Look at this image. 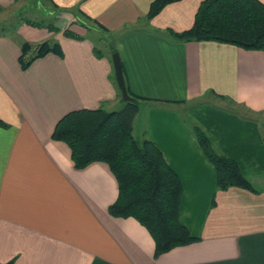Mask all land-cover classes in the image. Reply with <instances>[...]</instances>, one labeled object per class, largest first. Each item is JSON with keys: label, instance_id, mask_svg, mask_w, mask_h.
I'll list each match as a JSON object with an SVG mask.
<instances>
[{"label": "crops", "instance_id": "obj_1", "mask_svg": "<svg viewBox=\"0 0 264 264\" xmlns=\"http://www.w3.org/2000/svg\"><path fill=\"white\" fill-rule=\"evenodd\" d=\"M153 1L47 0L54 29L26 18L14 33L0 27L8 124L0 126V264H264V50L176 41L167 30L190 29L203 0L170 3L147 20ZM20 2L0 0V17L17 16ZM107 37L102 51L96 42ZM45 41L61 53L24 69L22 43ZM112 46L141 98L134 132L154 141L179 176L180 220L200 238L158 257L145 226L109 212L119 192L109 165L78 169L67 143L53 138L73 110L122 106ZM194 124L238 161L253 190H218Z\"/></svg>", "mask_w": 264, "mask_h": 264}, {"label": "trees", "instance_id": "obj_2", "mask_svg": "<svg viewBox=\"0 0 264 264\" xmlns=\"http://www.w3.org/2000/svg\"><path fill=\"white\" fill-rule=\"evenodd\" d=\"M180 0H154L147 14L151 20L168 4ZM35 26L44 25L33 20ZM48 27L54 29L52 24ZM176 41L211 40L247 50H264V3L260 0H203L193 26L185 31L168 29ZM66 34L71 33L66 30ZM20 62L24 69L50 52L61 53L58 43L23 42ZM118 51L111 47L112 54ZM128 89V88H127ZM123 100L118 110L103 107L73 110L57 123L53 138L71 149L76 168L96 161L109 165L118 182V197L110 205L115 217H134L155 241V256L198 241L179 217L183 186L156 143L134 135L140 97ZM8 124L0 118V126ZM207 157L217 169L218 190L242 187L253 190L236 159L222 152L216 139L201 125L192 126ZM9 262L6 264H12Z\"/></svg>", "mask_w": 264, "mask_h": 264}, {"label": "rangeland", "instance_id": "obj_3", "mask_svg": "<svg viewBox=\"0 0 264 264\" xmlns=\"http://www.w3.org/2000/svg\"><path fill=\"white\" fill-rule=\"evenodd\" d=\"M23 7L15 12L14 16V10H11L10 13L0 17V27L4 26L9 30V33H14V28L21 20L22 18H26L28 20H33L35 22H41L43 24H49L51 22V17L49 16L48 12L50 10V4L47 3V0H21L20 2ZM20 5V6H21ZM106 42H100L97 40V45L98 48L101 49L102 51H108V43L109 39L108 37L105 39ZM107 45V46H106ZM121 106H117L115 110L120 109ZM134 135L136 138L139 140L143 139L142 134H139L137 132H134Z\"/></svg>", "mask_w": 264, "mask_h": 264}, {"label": "water", "instance_id": "obj_4", "mask_svg": "<svg viewBox=\"0 0 264 264\" xmlns=\"http://www.w3.org/2000/svg\"><path fill=\"white\" fill-rule=\"evenodd\" d=\"M112 60H113V64H114L116 80H117L118 86L122 92L123 99L124 100H132L133 97L129 94L128 89H127V85L125 82L124 69H123V63H122L121 55L118 51H116L112 54Z\"/></svg>", "mask_w": 264, "mask_h": 264}]
</instances>
